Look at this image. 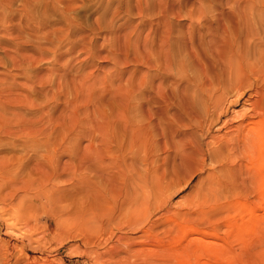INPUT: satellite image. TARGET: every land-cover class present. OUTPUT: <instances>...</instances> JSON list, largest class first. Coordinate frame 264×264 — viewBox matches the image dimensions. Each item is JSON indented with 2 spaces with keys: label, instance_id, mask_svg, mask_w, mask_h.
Instances as JSON below:
<instances>
[{
  "label": "rangeland",
  "instance_id": "obj_1",
  "mask_svg": "<svg viewBox=\"0 0 264 264\" xmlns=\"http://www.w3.org/2000/svg\"><path fill=\"white\" fill-rule=\"evenodd\" d=\"M263 40L264 0H0V264H264V122L205 156L263 89Z\"/></svg>",
  "mask_w": 264,
  "mask_h": 264
},
{
  "label": "bare ground",
  "instance_id": "obj_2",
  "mask_svg": "<svg viewBox=\"0 0 264 264\" xmlns=\"http://www.w3.org/2000/svg\"><path fill=\"white\" fill-rule=\"evenodd\" d=\"M232 20V22H233V24L235 25V31L237 32L238 30H240L241 31V29H244V28H246L247 27V29H248V24H249V21L250 20H252V19H250L249 20V18H247V17H241V18H236V17H232L231 18ZM244 26V28H243V26ZM246 26V27H245ZM222 30V29H221ZM225 32H222L223 33V36H221L220 38H219V40L221 41V42H219V43H222L223 44V46H226L225 48H227V47H231V46H233V44H234V42H235V40L237 39V38H235V36L234 37H232V36H227L226 35V29H223ZM222 30V31H223ZM253 31H251V30H249L248 29V34H252L253 36H254V34L252 33ZM225 33V34H224ZM247 34V35H248ZM238 36V35H237ZM252 38V37H251ZM245 39L246 38H243V41H245ZM238 41V40H237ZM264 41V40H263ZM241 42V41H240ZM238 43V42H237ZM237 43H235V44H237ZM242 43V42H241ZM244 43V42H243ZM196 53V52H195ZM197 56L198 54L196 53V54H194V56ZM215 55V54H214ZM220 55H222V54H217L216 53V56L214 57V59L216 60V62H218L219 64H221V66H223V71H225V69H224V67H226V69L227 70H229L228 68L230 67V65H229V63H231L230 61H232V59L230 60V58L228 59V60H230L229 62H228V60L226 59V60H222V58L224 59V57H222L221 58V56ZM223 55H225V54H223ZM226 55H228V54H226ZM229 56V55H228ZM227 56V57H228ZM230 57V56H229ZM259 57V56H258ZM198 58V57H197ZM231 58H232V56H231ZM215 60H214V62H215ZM258 60V59H257ZM215 62V63H216ZM241 63V62H240ZM217 64V63H216ZM219 64H217V66H219ZM236 64H238V63H236ZM235 64V65H236ZM181 65H182V63H181ZM241 65V64H240ZM183 66V65H182ZM216 66V67H217ZM234 67V66H233ZM200 69H202V72H203V67L202 66H200ZM238 69V68H237ZM243 71V69L240 67L239 68V70H238V72L237 73H239V71H241V70ZM253 69V68H252ZM219 73H221L222 74V71H221V68L219 67ZM226 70V71H227ZM234 71H235V69H234ZM237 71V70H236ZM244 71H246V70H244ZM231 72V71H230ZM251 72H252V70H251ZM204 73V72H203ZM224 73H226V72H224ZM236 72H235V74H237ZM244 73V72H243ZM243 73H242V77H244L243 76ZM253 74H254V72H252ZM262 73V72H261ZM263 73H264V71H263ZM221 74H219L220 76H219V78L221 77ZM227 74V73H226ZM222 75V76H226L227 77V75ZM231 74H233V73H231ZM231 74H229V75H231ZM234 74V75H235ZM239 74H241V72L239 73ZM239 74H237V75H235V76H238ZM244 74H246V72L244 73ZM252 74V75H253ZM234 75H232L233 77H234ZM261 75V74H260ZM259 75V76H260ZM240 76V75H239ZM262 76V75H261ZM225 77V78H226ZM235 78V77H234ZM240 77H238L237 79H239ZM254 78V77H253ZM228 79V78H227ZM232 79V78H231ZM230 79V80H231ZM236 79V80H237ZM246 79V78H245ZM261 79V78H260ZM224 80V79H223ZM229 80V79H228ZM234 80V79H233ZM241 80H244V79H241ZM249 80H251V79H249ZM262 80H263V78H262ZM216 81V80H215ZM226 81V80H225ZM223 82L224 83V85H223V87L225 86V87H228V85L230 86L231 84H230V82H228L227 81V83L226 82ZM219 82V81H218ZM231 82H232V80H231ZM234 82V81H233ZM236 82V81H235ZM238 83H239V81H237ZM217 83V82H216ZM220 83V82H219ZM225 83L227 84V86L225 85ZM229 83V84H228ZM256 83V82H255ZM242 84H243V82H242ZM251 84V83H250ZM262 84V83H261ZM209 85H210V83H209ZM219 85H221V84H219ZM259 85V84H258ZM264 85V84H263ZM218 86V85H217ZM262 86V85H261ZM231 87V86H230ZM240 87H241V85H239V84H235L234 86H233V83H232V91H230V92H233V94H232V96H231V98L232 99H228V98H226L227 96H216V97H214L213 99L212 98H210V100H211V103L210 104H212L211 105V109H209V110H212V112H210L209 110V112L212 114V116H210L209 115V113H208V115L210 116V117H212V119L209 117V116H207L208 117V123L209 124H211L212 122L214 123V121L216 122L220 117H222L224 114H226V112H227V110H228V108H230V107H232V106H234V105H236V103L237 102H239L238 100H239V98H240V96L242 95V93H240L239 91H241V90H239L240 89ZM256 87H257V85H256ZM263 87V86H262ZM261 87V88H262ZM211 88V87H210ZM218 88V87H217ZM253 88H254V86H253ZM212 89V88H211ZM219 89H221V88H219ZM225 89H227V88H225ZM249 89V88H248ZM251 89V88H250ZM222 90V89H221ZM223 91H224V89L222 90V91H220L221 92V94H219V95H223L224 93H223ZM213 92H214V89H213ZM241 92H243V91H241ZM219 93V92H218ZM217 93V94H218ZM223 93V94H222ZM229 93V92H228ZM247 93V92H246ZM216 94V95H217ZM231 94V93H230ZM209 95H212V92H210V94ZM226 95V94H225ZM227 95H229V94H227ZM248 99H245V102L247 103V107L246 108H244L243 110H241L240 112L238 111V112H233V113H231V115L233 114V116H232V119H229V120H224L225 118H226V116H225V118L224 119H222L223 121L221 122V124H219V125H222V126H225V128H226V131H224L223 132V134H220L219 136H207V138H208V140L206 141V144L205 145H207L210 149H208V150H206V154H205V156L207 155V158L209 159V161H211V160H215L216 159V157L217 156H219V155H222V153H224V155H223V157H222V160L224 161V164H225V162H230L231 161V159H233L234 157H236L238 154L237 153H239V156H240V154H242L243 155V153L244 152H248V150H250L251 148H252V145H251V143L249 142V139H247L249 136H254L251 132V130H250V128L248 127V126H250V124H253V122H251L250 120L252 119V118H255V117H257L256 119H258V121H257V123L256 124H258V126H259V124L261 125V124H263V122H264V87H263V89H259V88H255L254 90H252L251 91V93L248 95ZM251 97V98H250ZM245 98V97H244ZM209 100V101H210ZM243 100V99H242ZM241 102V101H240ZM243 103H244V101H243ZM205 108H207V107H205ZM196 111V110H195ZM206 112V111H205ZM228 117V116H227ZM229 118H231V117H229ZM228 119V118H227ZM235 121V122H237L238 123V125L237 126H232L231 124L229 125V123L231 122V121ZM254 121V120H253ZM229 122V123H228ZM243 123H247L245 126H242V124ZM209 124H208V126H209ZM218 125V126H219ZM229 125V126H228ZM212 126V125H211ZM206 127H207V122H206ZM216 127V126H215ZM214 127V128H215ZM221 127V126H220ZM246 127H248L247 128V130H246V133H247V136L248 137H246V135H244L243 134V129L244 128H246ZM251 127H253V126H251ZM255 127V126H254ZM216 128H218V127H216ZM264 128V127H263ZM211 130V129H210ZM215 130H217V129H215ZM225 130V129H224ZM251 131V132H250ZM254 131V130H253ZM260 131V130H259ZM208 132V127L206 128V130H205V133H207ZM249 132H250V134H249ZM219 133V132H218ZM245 133V132H244ZM255 133V132H254ZM210 134V133H209ZM252 134V135H251ZM262 134H263V132H262ZM264 136V135H263ZM263 136H260V132H258L257 134H256V140L258 141H260V140H262V144H264V140H263ZM257 137H258V139H257ZM254 138V137H253ZM248 140V141H247ZM251 140V139H250ZM255 140V138L253 139V141ZM255 142V141H254ZM260 143H261V141H260ZM259 143V144H260ZM259 144H257L258 146H262V145H259ZM254 147H255V144H254ZM256 148H258V147H256ZM255 148V149H256ZM261 148V147H260ZM224 151V152H223ZM260 151V150H259ZM222 152V153H221ZM250 153H251V151H250ZM250 153H248V154H250ZM237 154V155H236ZM245 154V153H244ZM258 154H260V152L258 153ZM236 155V156H235ZM241 155V157H243ZM253 155V154H252ZM209 156H210V158H211V160H210V158H209ZM221 157V156H220ZM238 157V156H237ZM247 157V156H246ZM251 159V157L248 155V158H246V160H248V159ZM218 159V158H217ZM216 159V160H217ZM242 160H244L243 158H241ZM221 160V161H222ZM235 160H236V158H235ZM214 162V161H213ZM216 162V161H215ZM214 162V163H215ZM220 162V161H219ZM236 162H241V161H236ZM212 163V162H211ZM237 163V164H238ZM216 164V163H215ZM220 164V163H219ZM223 164V165H224ZM223 165H220V166H223ZM231 165H232V162H231ZM230 165V166H231ZM218 166V165H217ZM225 166H227V165H224L223 167H225ZM234 166V165H233ZM233 166H231V168L233 167ZM238 166H240V165H238ZM234 167H236V166H234ZM219 168H221V167H219ZM226 168V167H225ZM224 168V170H225V174L226 173H228L229 172V174H231V168H229V166H228V169L229 170H227V168L225 169ZM238 168V167H237ZM241 168V167H240ZM219 170H223V168H221V169H219ZM224 170L222 171V173L224 172ZM240 170V169H239ZM228 171V172H227ZM224 175V174H223ZM226 176H228V174H226ZM236 179V178H235ZM229 181H230V179H228ZM233 181V180H232ZM225 182V181H224ZM223 182V183H224ZM237 183V182H236ZM236 183H235V185H236ZM229 184V183H228ZM231 184V183H230ZM226 187V186H225ZM36 196H38V195H36ZM33 198L34 199H38V197H34L33 196ZM40 198V197H39ZM10 227H11V225L10 224H6V226H5V229H4V235H6V236H9V235H11L10 234ZM12 236V235H11ZM6 243V242H5ZM1 244H3L2 242L0 243V251L2 252H0V257L2 258V260H6V259H8V255L10 254V253H8V246H7V244L8 243H6L5 244V246L4 245H1ZM11 246V245H10ZM14 246V247H13ZM12 247V249H14V250H16V251H18L19 253H21V249L19 250L14 244L11 246ZM14 252V251H13ZM6 262H8V260L6 261Z\"/></svg>",
  "mask_w": 264,
  "mask_h": 264
}]
</instances>
